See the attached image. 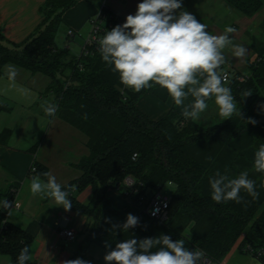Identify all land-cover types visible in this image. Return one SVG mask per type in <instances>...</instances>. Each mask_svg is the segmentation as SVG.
I'll return each instance as SVG.
<instances>
[{
  "label": "trees",
  "instance_id": "trees-1",
  "mask_svg": "<svg viewBox=\"0 0 264 264\" xmlns=\"http://www.w3.org/2000/svg\"><path fill=\"white\" fill-rule=\"evenodd\" d=\"M80 1L47 0L41 8L42 23L21 44L8 42L0 33V77L8 64L47 76L48 90L54 92L52 103L58 105L55 116H47L59 118L89 139V155L76 165L82 176L64 189L83 191L92 187L94 196L88 206L71 196L72 208L93 222L103 212L125 222V216L107 198L110 190H116L139 207L140 219L152 195L172 183L176 191L164 224L175 235L174 240H186L190 250H202L216 262H222L239 241L240 252L247 242L264 248V188L260 187L264 175L253 168L254 153L264 144V46L253 39L256 60L249 62V75L227 69L226 63L221 66V71L230 75L226 86L231 88L243 119L234 115L205 127L173 109L162 120L154 121L137 108L139 98L153 87L139 93L127 88L121 92L124 86L118 74L102 61L97 49L73 56L70 50L58 46L63 15ZM228 1L249 17L263 7L260 0ZM103 12L113 17L110 11ZM57 74L66 81L61 83ZM239 77H245V81ZM247 90L253 93L244 97ZM10 111L0 101V114ZM249 117L257 123H247ZM11 137L10 129L0 132V146H8ZM37 146L30 152L34 153ZM33 166V176L49 172L37 161ZM217 171H226L232 178L247 171L256 182L259 198L254 200L242 191V203L213 201L209 178ZM129 177L135 181V191L125 184ZM19 187L20 182H16L0 192V201L15 200ZM32 244L33 238L10 223L8 212L0 208V255L16 264L20 250L28 246L31 252ZM28 264L36 263L31 260Z\"/></svg>",
  "mask_w": 264,
  "mask_h": 264
},
{
  "label": "crops",
  "instance_id": "crops-1",
  "mask_svg": "<svg viewBox=\"0 0 264 264\" xmlns=\"http://www.w3.org/2000/svg\"><path fill=\"white\" fill-rule=\"evenodd\" d=\"M46 1L0 0V33L10 43H23L42 23L41 8ZM140 2L142 0L78 2L63 15V23L56 40L58 46L70 50L73 56H79L90 36L91 21L102 9L110 11L125 22L127 15L136 13ZM9 66H13L16 72L15 77L11 79L7 75ZM38 75L25 73L22 69L8 64L0 77V101L11 108L10 112L0 114V132L4 129L12 130L8 146H0V192H5L16 182H20L15 197V204L19 207L14 206L12 214L8 215V221L25 230L33 238L32 261L36 264H63L71 258H80L90 264H106L103 257L122 240L144 239L164 234L174 240L175 235L164 223L157 222L146 214L138 219L136 228L117 231L113 225L124 222L107 212L101 213L99 219L93 222L73 208L66 211L62 206H57L52 198H42L31 193V167L35 161L46 166L62 188H65L82 176L76 165L81 158L89 155V139L85 134L57 117L49 118L43 108L37 107L38 91L26 82L23 83L22 79L37 82ZM48 80L47 85L50 84V79ZM191 99L190 97L185 101V104L190 103ZM210 101L211 99L206 103L209 105ZM137 108L154 121L162 120L173 109L180 113L183 111V107L175 106L167 91L159 85L153 86L152 90L139 98ZM210 112L219 113V110ZM262 113L264 109L261 112L264 119ZM36 145V151L30 152ZM71 196L79 204L88 206L93 199L94 190L88 187L83 191H76L73 187L69 198ZM107 198L125 218L129 213L139 218V207L120 192L110 190ZM94 228L101 234L95 233ZM63 230L74 231V239L63 237ZM184 242L185 246L190 248L189 243Z\"/></svg>",
  "mask_w": 264,
  "mask_h": 264
},
{
  "label": "clouds",
  "instance_id": "clouds-1",
  "mask_svg": "<svg viewBox=\"0 0 264 264\" xmlns=\"http://www.w3.org/2000/svg\"><path fill=\"white\" fill-rule=\"evenodd\" d=\"M206 29L207 25L183 10L182 0H142L134 15H127L122 25L105 32L98 40L97 51L102 61L118 74L124 86L121 92L127 88L139 93L159 85L167 91L175 106L183 107L185 119H199L208 107L206 101L209 99H214L221 117L231 119L236 115L243 119L231 88L226 86L229 78L221 71V66L226 63V48L231 46L233 56L241 59L246 56L247 48L232 43L228 34L236 31L234 27H226L219 35L210 34ZM7 75L10 79L15 77L13 66H9ZM252 93L247 90L243 95L248 97ZM190 97L191 102L185 104ZM43 107L48 116H55L58 111V105L54 103ZM245 121L253 125L257 123L251 117ZM253 168L264 175V144L254 153ZM41 175L47 178L46 181L40 178ZM209 184L211 198L217 203H242V191L254 200L259 198L256 182L249 178L247 171L240 172L235 178L226 171L223 174L217 171L209 178ZM260 187L264 188V183ZM30 191L42 198H52L66 211L73 206L70 189L62 188L50 172L33 176ZM12 203L15 204L4 199L0 201V208L11 215ZM15 207L19 205L15 204ZM138 223V218L129 213L123 224L113 225V228L128 231ZM154 248L157 250L152 251ZM48 257L51 258L50 253ZM32 259L30 248L25 246L20 250L16 264H28ZM103 259L106 264H211L204 251L190 250L183 240H173L165 234L122 240ZM63 264L90 262L77 258Z\"/></svg>",
  "mask_w": 264,
  "mask_h": 264
},
{
  "label": "rangeland",
  "instance_id": "rangeland-1",
  "mask_svg": "<svg viewBox=\"0 0 264 264\" xmlns=\"http://www.w3.org/2000/svg\"><path fill=\"white\" fill-rule=\"evenodd\" d=\"M260 1L262 2L263 7L261 8V10H259V12L251 17L234 8L228 0H182V8L187 12L191 11V14H193V16L198 21L207 25L206 30L210 34H223L226 27H234L236 31L228 35L233 44L243 45L244 47H246L247 54L242 59L237 58L233 56V50L231 46H229L224 50L226 66L227 69H230L234 72L237 71L244 75H249L251 73L249 62L253 63L256 60V55L252 47L253 39L255 38L261 45L264 46V0ZM14 66L18 67L16 65ZM22 70L23 72L28 73V71L24 69ZM57 77L60 79L61 83H64L66 81V79L61 77L59 74H57ZM23 79V83L26 82L28 86L38 91L37 107L44 109L43 106L52 103L54 99V92L48 90V77H44L39 74L37 76V79H39L37 82H27ZM53 90H56V87H54ZM207 108L208 109L201 113L199 119L195 120L200 125L208 127L225 120V118L221 117L219 113L210 112H216V110L218 109V107L214 103V99H211ZM262 115L264 116V113H262ZM44 147V150H46V144ZM161 191L164 195L172 197V195L176 191V187L172 183H167L162 186ZM242 239L243 236L241 237V240ZM239 246L240 241L234 246L231 252L222 261L223 264H264L262 261L251 255L242 254L239 251ZM0 264H11L10 258L6 255H0Z\"/></svg>",
  "mask_w": 264,
  "mask_h": 264
},
{
  "label": "built area",
  "instance_id": "built-area-1",
  "mask_svg": "<svg viewBox=\"0 0 264 264\" xmlns=\"http://www.w3.org/2000/svg\"><path fill=\"white\" fill-rule=\"evenodd\" d=\"M123 23L124 22L119 20L114 14L113 17L111 15H106L102 9L98 13V15L91 21V33L83 47L82 53L85 52V54H88V49L90 48L98 49V40L103 37L105 32L111 30L117 25H122ZM226 73L228 75V78L230 79L229 73ZM238 79L241 82L245 81V77H239ZM136 157L137 155H135L134 158ZM35 172L36 167L32 166L31 173L34 174ZM125 184L131 189V191H135V181L132 178H127ZM11 202H15V200ZM170 205L171 197L164 195L161 189H159L147 202L145 214L157 222L165 223L169 219ZM14 206L15 204L12 203L13 208ZM61 235L68 239H74L75 237V233L72 230H63L61 231ZM241 253L245 255H251L264 263V248H255L251 243H247L242 248ZM207 258L211 262V264H223V262H216L209 257Z\"/></svg>",
  "mask_w": 264,
  "mask_h": 264
}]
</instances>
